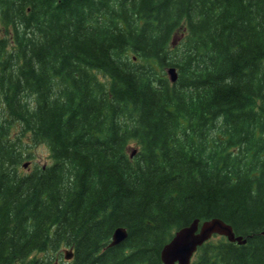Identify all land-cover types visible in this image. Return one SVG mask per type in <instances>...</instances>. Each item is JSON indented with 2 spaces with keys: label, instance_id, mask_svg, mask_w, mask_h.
I'll list each match as a JSON object with an SVG mask.
<instances>
[{
  "label": "trees",
  "instance_id": "trees-1",
  "mask_svg": "<svg viewBox=\"0 0 264 264\" xmlns=\"http://www.w3.org/2000/svg\"><path fill=\"white\" fill-rule=\"evenodd\" d=\"M211 218L246 243L191 264H264V0H0V264H163Z\"/></svg>",
  "mask_w": 264,
  "mask_h": 264
},
{
  "label": "water",
  "instance_id": "water-1",
  "mask_svg": "<svg viewBox=\"0 0 264 264\" xmlns=\"http://www.w3.org/2000/svg\"><path fill=\"white\" fill-rule=\"evenodd\" d=\"M167 74L170 81L175 82L178 78V73L174 67L167 69ZM136 150L130 154L132 157ZM28 163H24L26 167ZM264 236V230L261 231ZM127 232L123 227H117L113 231L110 246L119 244L126 238ZM213 235H221L226 237L230 242L238 244L246 243V239L242 236L235 235L232 226L222 219L211 218L200 221L194 219L188 225L177 229L170 240L164 244L160 251V258L163 264H191L193 255L204 242L208 241ZM64 258L69 260L73 257V252L70 249L64 250Z\"/></svg>",
  "mask_w": 264,
  "mask_h": 264
},
{
  "label": "rangeland",
  "instance_id": "rangeland-1",
  "mask_svg": "<svg viewBox=\"0 0 264 264\" xmlns=\"http://www.w3.org/2000/svg\"><path fill=\"white\" fill-rule=\"evenodd\" d=\"M28 139L26 138V141ZM29 152L31 153V156L27 159H25V162H28L29 166L24 168L25 170H29V168L35 166V165H44L48 164L52 161L51 159V153L50 149L47 146V144L43 141H39L35 143L33 146H31ZM52 260L50 264H60V263H66L67 261L63 258V256L56 255Z\"/></svg>",
  "mask_w": 264,
  "mask_h": 264
}]
</instances>
